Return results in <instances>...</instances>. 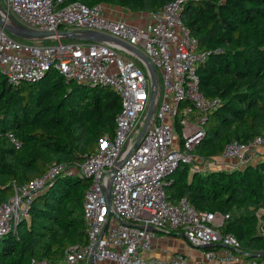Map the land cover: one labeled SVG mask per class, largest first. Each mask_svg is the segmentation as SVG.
Instances as JSON below:
<instances>
[{
	"label": "built area",
	"instance_id": "built-area-1",
	"mask_svg": "<svg viewBox=\"0 0 264 264\" xmlns=\"http://www.w3.org/2000/svg\"><path fill=\"white\" fill-rule=\"evenodd\" d=\"M187 1L171 0L156 12L137 14L139 22H133L104 2L0 0L2 16L6 10L19 25L54 33L24 42L0 25V73L12 84L35 82L54 69L76 83L112 88L122 103L113 135H104L81 162H54L42 176L15 186L14 194L0 203L4 236L17 230L34 198L60 174L89 178L83 202L88 242L70 246L60 260L32 259L31 264H90L91 259L93 264H264L249 257L233 233L219 230L228 214L199 210L187 197L173 202L166 193V183L182 164L193 165V172L206 170L195 148L206 136L210 113L221 103L201 90L198 67L210 52L200 48L182 20ZM61 30L104 33L149 58L159 88L153 116L140 139L151 99V75L134 59L139 60L135 51L115 40H65ZM9 137L21 146L12 133ZM260 149L264 152L263 136L248 143L227 142L213 168L231 159L248 163ZM109 185L111 206L105 194ZM158 232L181 233L191 247L203 250V257L183 252L153 256Z\"/></svg>",
	"mask_w": 264,
	"mask_h": 264
},
{
	"label": "trees",
	"instance_id": "trees-1",
	"mask_svg": "<svg viewBox=\"0 0 264 264\" xmlns=\"http://www.w3.org/2000/svg\"><path fill=\"white\" fill-rule=\"evenodd\" d=\"M80 1L156 12L171 0ZM182 20L200 48L210 52L198 67L201 90L221 100L195 152L220 155L227 142L264 137V0H188ZM121 109L114 89L76 83L54 69L35 82L17 84L0 73V203L14 194L15 186L42 176L54 162H81L104 135H113ZM190 170L182 164L174 171L166 183L168 198L178 202L187 197L199 210L228 214L219 230L233 233L249 257L264 261L258 257L264 252V234L254 216L264 205V158L242 169ZM89 184V179L60 174L34 198L30 219L0 236V264L57 261L70 246L86 244L83 202ZM240 207L250 212L237 213Z\"/></svg>",
	"mask_w": 264,
	"mask_h": 264
},
{
	"label": "water",
	"instance_id": "water-1",
	"mask_svg": "<svg viewBox=\"0 0 264 264\" xmlns=\"http://www.w3.org/2000/svg\"><path fill=\"white\" fill-rule=\"evenodd\" d=\"M2 9L3 8L0 5V11ZM0 25L4 29H6L7 31L12 33L13 35H15L17 37L25 38V39H33V40L44 39V38H47V37L54 34L53 32L32 30V29H29V28L24 27L22 25H19L14 20L12 15H10L9 12L6 10L4 11V16H2L0 13ZM59 34L63 35L65 37V39H70V40H89V41L115 40V41H120V40L114 38L113 36H110V35H107L104 33H100V32H96V31H83L81 33H77L74 31L61 30V31H59ZM120 42H122V41H120ZM122 43L124 45H127L133 51H135L139 60L145 65L147 71L151 75V99H150V104H149L148 111H147L146 121H145V124L143 126V129H142L140 137H139V139H140L142 137L147 125L149 124V122L153 116L154 110H155L156 97H157L158 88H159V79H158V74H157V71H156L154 65L151 63L149 58L142 51L138 50L137 48H135L132 45L127 44L126 42H122ZM139 139L135 145H137V143L139 142ZM114 170H115V168L113 169V171ZM87 179H89V178H87ZM105 194H106L108 206H111L110 185L107 187ZM181 237L184 238V235L181 234ZM263 256H264V252L258 254V257H263ZM90 264H93V259H91Z\"/></svg>",
	"mask_w": 264,
	"mask_h": 264
},
{
	"label": "rangeland",
	"instance_id": "rangeland-1",
	"mask_svg": "<svg viewBox=\"0 0 264 264\" xmlns=\"http://www.w3.org/2000/svg\"><path fill=\"white\" fill-rule=\"evenodd\" d=\"M112 6L110 7L111 9H114L117 11V14H120V13H128L129 9H125V8H122L121 6H118V5H115V4H111ZM121 10V12H120ZM143 11H139L138 12V15H141ZM148 12H145L144 14L146 15ZM132 16H136V12H133L131 14ZM124 16V15H123ZM9 32V31H8ZM9 34H11L14 38L18 39V40H21V41H24V42H36V40H33V39H25V38H21V37H17L15 35H13L12 33L9 32ZM65 40H70V39H65ZM45 42H52V40H44ZM138 64H140L142 67H144V69L146 68L145 65L140 61L138 60L137 58H134ZM261 153L258 154V151L255 152V154H253L251 156V158L249 159L250 162L246 163V162H240V160L238 159H231V160H225L223 161L224 164L223 165H226L227 166V169H235V168H244L245 167V164H252V165H256L258 162H260L263 158H264V152L263 150L260 151ZM198 155H200L202 157V161L203 163L205 164V166L207 167L206 170L207 172H209L211 170V168H213V161L217 160V161H221L220 160V157L216 154H213L212 152L210 151H206V152H200V153H197ZM189 166H193V165H189ZM211 167V168H210ZM193 171L190 170V174H192ZM236 212L237 213H249L250 211H248L247 209L243 208V207H240V208H237L236 209ZM254 216H256L257 218V221L258 223L260 224V228L258 229L259 230V233L261 234H264V228H263V222H264V205H260L257 209L254 210ZM30 219L29 217V214L25 215L24 217L21 218V220H24V219ZM166 235V240H165V243L167 245V248L168 249H182L184 244H185V240L183 238H181L180 236H176V235H170V234H165ZM187 244V243H186ZM187 250L191 249L192 247L187 244Z\"/></svg>",
	"mask_w": 264,
	"mask_h": 264
},
{
	"label": "crops",
	"instance_id": "crops-1",
	"mask_svg": "<svg viewBox=\"0 0 264 264\" xmlns=\"http://www.w3.org/2000/svg\"><path fill=\"white\" fill-rule=\"evenodd\" d=\"M120 12H121V10H120ZM132 13H133V11H129L128 13L123 12V13H120L118 15L124 19H128V20H131L133 22H139L138 21L139 19H136L135 16L131 15ZM136 14H138V12H136ZM142 22H145V20H142ZM260 151H262V149L258 150V154L261 153ZM225 166L226 165H223L222 168H220V169H225ZM214 169L215 168H211V170H214ZM203 170H205V169H203ZM203 170H202V172H207V170H205V171H203ZM171 235H176V236L178 235L181 237V233H176V234H171ZM181 238H183V237H181ZM166 239L167 238H166V235L164 233L158 232V235H157V238H156L155 244H154V249L151 252V254L153 256L160 257V258H168L169 256H171L172 254H174L176 252H183L186 255L191 256V257L196 258V259H201L203 257V250L201 248H193L192 247L189 250L186 249L188 247L187 246L188 243L186 242L185 237L183 238L185 240V244L181 250L180 249H168L167 245L165 243ZM99 264H116V263L105 261V262H102Z\"/></svg>",
	"mask_w": 264,
	"mask_h": 264
}]
</instances>
